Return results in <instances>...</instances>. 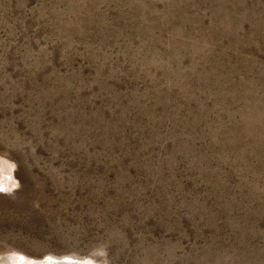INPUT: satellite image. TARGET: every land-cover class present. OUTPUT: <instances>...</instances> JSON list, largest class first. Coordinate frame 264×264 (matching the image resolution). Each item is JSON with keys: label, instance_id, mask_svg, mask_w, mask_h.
I'll return each mask as SVG.
<instances>
[{"label": "rangeland", "instance_id": "rangeland-1", "mask_svg": "<svg viewBox=\"0 0 264 264\" xmlns=\"http://www.w3.org/2000/svg\"><path fill=\"white\" fill-rule=\"evenodd\" d=\"M2 163V255L264 264V0H0Z\"/></svg>", "mask_w": 264, "mask_h": 264}, {"label": "bare ground", "instance_id": "bare-ground-1", "mask_svg": "<svg viewBox=\"0 0 264 264\" xmlns=\"http://www.w3.org/2000/svg\"><path fill=\"white\" fill-rule=\"evenodd\" d=\"M4 164V163H2ZM6 164V163H5ZM5 164L3 166H5ZM2 173H0V193L9 192L10 187L9 185L11 182V177L8 176L6 168L0 169ZM13 173V172H12ZM13 176V175H12ZM13 179V178H12ZM16 187V186H14ZM11 251V249H10ZM4 252V251H2ZM95 252V251H94ZM101 252V251H100ZM0 264H16L18 261L19 256H24L25 260L22 262V264H27L28 261H32L33 264H48V261L45 260V257H51L54 264H103L101 262V259L99 256H95L94 261L91 259H84L83 257H76L73 255H63V256H54L51 254H45L41 258H31L27 256L25 253L14 250V251H7L4 255L0 253ZM84 256V255H83Z\"/></svg>", "mask_w": 264, "mask_h": 264}, {"label": "snow or ice", "instance_id": "snow-or-ice-1", "mask_svg": "<svg viewBox=\"0 0 264 264\" xmlns=\"http://www.w3.org/2000/svg\"><path fill=\"white\" fill-rule=\"evenodd\" d=\"M2 190V189H0ZM10 190V189H9ZM25 260L24 256H19L18 257V261L16 262V264H22V262ZM45 260L48 261V264H54V262L52 261L51 257H45ZM27 264H33L32 261H28Z\"/></svg>", "mask_w": 264, "mask_h": 264}, {"label": "clouds", "instance_id": "clouds-1", "mask_svg": "<svg viewBox=\"0 0 264 264\" xmlns=\"http://www.w3.org/2000/svg\"><path fill=\"white\" fill-rule=\"evenodd\" d=\"M5 167H6L7 172L10 173V171H11V165H6Z\"/></svg>", "mask_w": 264, "mask_h": 264}, {"label": "flooded vegetation", "instance_id": "flooded-vegetation-1", "mask_svg": "<svg viewBox=\"0 0 264 264\" xmlns=\"http://www.w3.org/2000/svg\"><path fill=\"white\" fill-rule=\"evenodd\" d=\"M0 173H2V172H0ZM7 173H8V172H7ZM8 176L11 177V175H10L9 173H8Z\"/></svg>", "mask_w": 264, "mask_h": 264}]
</instances>
